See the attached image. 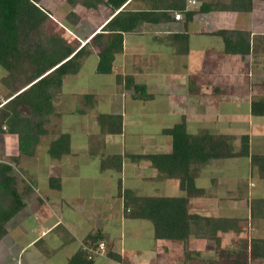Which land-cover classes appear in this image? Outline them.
Returning a JSON list of instances; mask_svg holds the SVG:
<instances>
[{"label": "crops", "instance_id": "obj_1", "mask_svg": "<svg viewBox=\"0 0 264 264\" xmlns=\"http://www.w3.org/2000/svg\"><path fill=\"white\" fill-rule=\"evenodd\" d=\"M132 1L127 8H147ZM188 1L190 18L181 14L175 20L167 12L122 33V50L113 55L108 73L97 72L99 51L89 44L79 71L64 77L53 101L55 126L39 138L32 155L16 160L24 171L20 191L26 185L30 192L5 225L0 264H69L92 246L88 237V244L104 241L107 250L91 264L224 262L232 256L224 260L219 249L232 254L251 240H264V178L245 157L198 167L194 185L201 194L189 198L188 212L209 222L194 225L186 242L156 239L151 222L125 216L126 191L186 197L178 179H162L148 161L131 160L170 153L172 140L164 129L184 122L190 135L230 137L235 150L247 136L249 152L264 155V116L251 113V103L264 99V14L256 12L254 1L250 12L208 13L199 12L200 1ZM68 11L79 16L76 26L66 25L63 13L57 22L46 12L75 49V40L83 46L115 14L105 5ZM223 30L249 32V53L226 54L216 34ZM100 116L116 117L120 131H107ZM62 134L69 136V150L52 157L50 144ZM15 136L5 135L8 145ZM112 157L121 158L119 171ZM248 264H264V258Z\"/></svg>", "mask_w": 264, "mask_h": 264}, {"label": "trees", "instance_id": "obj_2", "mask_svg": "<svg viewBox=\"0 0 264 264\" xmlns=\"http://www.w3.org/2000/svg\"><path fill=\"white\" fill-rule=\"evenodd\" d=\"M135 1L143 3L147 10L127 8L128 0H66L70 7L80 5L84 9H96L98 5H105L115 13L99 33L92 35L83 46L75 40L74 44L79 48L75 49L65 33L47 31L49 16L37 7L40 0H0V67L6 72L4 84L11 93L9 99L0 106V134L17 136L20 155H32L39 138L48 134L45 126L53 115V101L61 90L64 77L76 74L81 60L89 55L87 45H93L99 51L97 72L108 73L113 55L122 50V33L133 31L143 22L159 21L162 16H167V12L186 14L187 18L194 14L186 11V0L132 2ZM197 1H200L201 13L250 12L253 7V0ZM79 19L71 11L64 21L68 26H76ZM216 34L223 39L226 54L243 56L249 53V32L223 30ZM251 113L264 116V99L251 103ZM99 120L107 131H120V122L116 121V117L100 116ZM163 134L171 137L170 153L132 156L131 160L148 161L162 179H178L179 187L185 191L186 197H136L126 191L125 216L151 222L156 239L186 242L194 225L209 222L206 218L188 212L189 198L201 194L194 185L198 167L215 159L245 157L257 169L259 177L264 178V155L249 152L247 136L240 137L239 148L235 150L230 137L208 132L190 135L184 122L164 129ZM68 146L69 136L62 134L50 144L49 154L60 157L68 152ZM111 160L117 161L115 169L119 171L121 158L112 157ZM29 192L26 185L22 191L17 190L12 167L0 162V239L5 235L6 223L24 207L23 197ZM86 242L87 245L94 244H88L91 237ZM218 256L224 260L232 256V260L210 261L206 264H248L249 259L264 258V240H251L249 247L245 245L242 250L232 254L219 249ZM93 261L87 259L85 251H81L69 260V264H91Z\"/></svg>", "mask_w": 264, "mask_h": 264}, {"label": "rangeland", "instance_id": "obj_3", "mask_svg": "<svg viewBox=\"0 0 264 264\" xmlns=\"http://www.w3.org/2000/svg\"><path fill=\"white\" fill-rule=\"evenodd\" d=\"M206 1L210 2V1H219V0H206ZM253 1L255 4L256 12L257 13L262 12L264 14V0H253ZM38 3H39L38 6L42 5L46 11L50 9L52 18L55 19L57 22H60L61 18L64 15L68 14L69 11L67 12V10L71 8L64 0H40V2ZM83 18H85L88 21L90 16L83 15ZM84 20H82L81 22H83ZM60 29L62 30V28L58 26L57 23H55V21H53L49 17L47 31L63 32ZM5 76H6V72L0 67V106L3 105L11 95V93L8 91L7 87L4 84ZM51 119H52V115L50 116V121L45 126L47 129L53 128L55 126L56 121ZM16 137L17 136H15L14 139L15 141L12 143V145L11 144L8 145V143L6 142L5 134L4 135L0 134V162L9 164L12 167V174L16 178V187L17 190L20 191V187L22 186L23 183L21 174L24 175V171L22 169L21 163H19L18 161L16 162V160L17 159L21 160L23 157H21V155L16 151V145H17Z\"/></svg>", "mask_w": 264, "mask_h": 264}, {"label": "built area", "instance_id": "obj_4", "mask_svg": "<svg viewBox=\"0 0 264 264\" xmlns=\"http://www.w3.org/2000/svg\"><path fill=\"white\" fill-rule=\"evenodd\" d=\"M188 3L195 4L194 0H189ZM181 18L180 14H175L174 19L179 20ZM4 129V128H3ZM88 260H94L96 257L104 256L106 253V244L104 241L97 242L92 246L83 247Z\"/></svg>", "mask_w": 264, "mask_h": 264}]
</instances>
